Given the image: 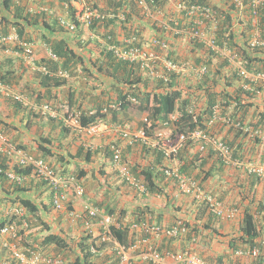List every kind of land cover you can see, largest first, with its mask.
Segmentation results:
<instances>
[{"label": "crops", "instance_id": "1", "mask_svg": "<svg viewBox=\"0 0 264 264\" xmlns=\"http://www.w3.org/2000/svg\"><path fill=\"white\" fill-rule=\"evenodd\" d=\"M209 1L212 5H222V3L226 5L225 0ZM95 2L101 9L109 8V2L107 3L105 0H95ZM24 5L27 8L25 3ZM54 7L57 9V13H63L61 4L54 3ZM112 8L118 7L114 6ZM139 13L141 17L135 22L136 26H129V29H136L140 32V34H136V36L142 47L150 48L152 47L153 38L162 37L170 42L171 56L174 59L183 60L181 62L190 63L192 66L195 65L194 54L190 52L191 49L195 47V44L177 35L175 33L176 29L166 28V25H170L174 28L177 25L182 26L181 23L184 21L181 12L178 11L172 3H163L161 9L154 12V17H146L142 15V12ZM58 26L57 24V27ZM95 26V29H92V27H79L74 33L62 27V31L57 29L55 32H51L50 29L39 27L38 32L48 30V36L57 39H66L68 45L74 49L77 54L83 55L85 65L92 68L94 67L93 63H95L97 59H103V50L105 47L108 49L105 44L106 42L102 43L98 38L99 34L105 33L104 25L96 23ZM108 29V31L112 30L114 32L115 40L120 44L122 43V39L128 36L126 34L128 27L121 28L120 25L117 26L114 24L111 27L109 26ZM30 32L32 33V37H34L32 41L34 42V50L39 61L41 59H49L46 42L42 36L39 35L40 32L38 34L32 32V30ZM240 42L238 43L240 44ZM236 46H238L237 43ZM6 47L9 49L8 51L6 48H0V73L3 69L1 68L2 64L7 60L16 69V75L13 76L16 77L15 80L17 82H14L13 85L18 89L23 87L19 90L24 91L26 94L30 90H40L41 88L38 84L39 78L33 75V71L28 66L26 67L22 50L14 45H8ZM196 55H200L202 58L200 50H198ZM214 60V63H217V59L214 58ZM8 66L10 67L9 64ZM82 68L83 66L80 65L74 69L72 75H68V84L57 89L56 92L59 96L63 97L65 102V94L69 92V90H74L82 86L80 92H77L78 98L82 97L86 108L95 107L96 105L94 104H96L97 101L96 97H99L98 95L102 90L108 92L112 87V83L105 75L95 74L97 78L86 77ZM59 70L68 71L61 67L52 71L54 74L58 75ZM74 71H76V73ZM69 74L71 73L69 72ZM185 75L186 76L179 78V82L183 85H188L191 82H201V79L197 78L195 74L191 75L190 72H187ZM226 75L228 74H225V76ZM212 77L214 76L211 75V78ZM231 79L235 86L242 85L241 80H235V78ZM256 84L263 85L262 83ZM252 91L255 92L254 90ZM28 96L34 101L30 102V107H36L45 102L51 103L54 107L57 101L53 98L48 100L46 97L37 100L32 98L30 94ZM263 97V92L260 93L257 91L255 95L256 100L251 107L252 109H250L252 114H246V118L243 120L245 123H249L253 114L258 112L257 107L259 111L263 109ZM101 100L103 99H98V101ZM56 104L60 106L59 103ZM215 108H217L218 112H222L219 104H216ZM232 111L234 112V108L228 109L227 116H229ZM240 114L241 112H239L237 116H241ZM138 118L139 116H136L135 120L130 121L132 129H137L141 124ZM58 123V120H49L37 113L36 108L31 110L29 107L20 108L15 105L4 95L0 86V130L11 139L12 143L28 154H32L36 157H43L39 143L43 137L48 135H55L59 138L61 142L58 140L54 141L51 148H53L55 153L62 154L66 158L75 154L77 143H83L84 147L91 148L95 151L105 145L115 142L117 139H120L121 146L119 145V147L121 149L129 144L128 139L122 137L117 129H112L113 126H111V124L104 126L101 133L98 135L91 136L87 133H80V137L76 139L73 135L62 139V134L58 135ZM211 130L218 138L224 139L227 132L230 130V126L226 124L217 127L213 126ZM141 145L142 144L138 143V146ZM68 146H70V150L67 149ZM138 146H134L136 152H138ZM203 147L206 149L204 151V154H206V158H204L206 163L202 167H197L195 173H198V176H200L199 181L203 187L220 200L225 212L234 210V214L231 217H217L211 214L205 203L197 201L192 195L181 192L178 183L168 178V180H165L162 184L160 193L144 194L140 192L136 187L124 181L118 166L112 160V155L106 156L105 153L99 150L98 153L96 152L97 154H95L93 162L89 164L82 163L86 173L80 178L76 174L79 182L84 187V195L82 197H77L69 190L66 201L67 208L74 209L76 212L80 213H84V206L86 204H93L100 209L97 218L92 219L90 227L85 225V220L83 218L77 220L69 217L66 207L62 209L54 208L51 200V190H48L49 188L43 181L37 178L35 180L31 178L27 180L30 181L29 183H26V181L21 185L22 187L29 185L30 189L29 191L25 190L26 192L22 193V195L32 199L33 202L40 207V211L37 213V216L25 218L20 225L18 223L17 227L19 228V226H21V228L24 229L22 238L21 236H17V238L6 237V240L11 243L15 242L20 250L27 252L28 255H31L32 252H36L43 256L54 257L56 259H61L62 257L65 259V264H71L80 257V255L82 256L81 241H86L83 247L90 246V251L94 250L92 249V246H94L93 242L100 244L106 243L105 247L100 248L97 252L92 251V253L95 254L92 256V262L94 264H129L128 261H123L121 259L119 251L121 246L125 245L124 243L119 242L114 236L112 238L110 237V239L102 240V238L106 236V233H109L108 231H110L109 229L111 227L117 230L127 231V242L130 243V245L126 244L125 246H127L126 252L130 259V264H151L144 261L141 256L149 245H152L155 249L164 253H178L183 250L191 249L198 253L207 264H254L255 258L252 256L238 255L236 250L231 247V241L243 234L241 224L246 209L249 207L254 212L257 204L263 199L264 178H260L259 182H257L255 180L256 175H251L247 172L246 164L241 166L222 165L219 159L217 161L216 156L210 157V155H208L209 146H207V148L197 143L188 144L183 149L185 150L184 154L187 155L188 159H192ZM149 150L151 151V149ZM135 155V152L133 154H128V161H126V163L131 162L133 165L136 162L134 160H137L144 166H149L152 163L155 164L154 160L156 154L153 153V150L149 154ZM253 158H256V156L253 155ZM47 161L53 168L59 169V171H61L64 166L58 159L54 160L53 157L47 158ZM166 163L176 166L179 165V160L178 158H172L166 161ZM74 167V163L70 164L68 166L70 170L67 174L75 175L72 171ZM204 176H207V178H204ZM136 177H138L140 181L146 182L144 175ZM44 206H47L48 209ZM139 207H141V209H143V207H148L149 210L145 212L141 210L136 211ZM1 208L6 210L9 208V205H2ZM25 214L28 215V213ZM255 215L257 222L264 223V215L260 213H255ZM16 220L20 219L17 218ZM145 221H147V223H144ZM179 222H183L188 230L177 237H170L164 232H157L151 229V227L156 226L166 229ZM49 235L61 237L64 239V243L60 245L54 241L46 242L45 239ZM143 239H147V241L143 242ZM26 241H30L29 245L26 244ZM259 242L263 249V251L261 250V253H263L262 256H264V236H262ZM166 261L167 264H179L171 257H166ZM0 264L27 263L15 261L11 250L4 247L0 241ZM40 264L47 263L41 262Z\"/></svg>", "mask_w": 264, "mask_h": 264}, {"label": "trees", "instance_id": "2", "mask_svg": "<svg viewBox=\"0 0 264 264\" xmlns=\"http://www.w3.org/2000/svg\"><path fill=\"white\" fill-rule=\"evenodd\" d=\"M190 2L204 4L206 6L212 5L209 0H190ZM24 3L26 4L27 2H19L16 0H0V34L6 33L11 27H15L22 37L32 40L34 37H32V33L30 31L32 30V32L37 34L40 32L39 35L42 36L46 44L58 56V60L49 58L44 60L41 59L39 61V63H45L50 71L57 70L59 67H61L68 70L72 75V71L78 66L82 65V70L86 77L89 76L92 78H97V75L99 74L105 75L111 80L112 87L108 90V92L102 90L98 95L99 97H96L97 101L96 104H94L96 106L86 108L84 106V100H82V97L78 98L79 96H77V92H80L82 86L80 88H75L74 90H69V92L65 94L66 101L64 102L63 97L59 96L56 90L66 86L68 84V79H62L55 74L52 75L53 71L48 75H44L40 71H33V75L39 78L38 84L41 89L36 91L30 90L27 94H30L32 98L37 100L42 97H46L48 100L51 98L54 100L56 99V103H59L60 106L55 103V108L58 107L65 114L68 113V115L73 110L80 111L79 121L81 127L83 128L89 126L90 124L96 123L99 120H105L107 121V124H111L114 129H117L120 126H124L125 123L135 120L136 116H139L138 119L140 122L143 115L148 114L151 120L148 130L152 133V131L158 126L159 122L166 121L169 118V115L174 113L178 108L182 111L183 117L179 127L175 129V133L179 131H186V128L188 127H197V125L206 128L205 123L207 118L215 115L216 104H219L223 115L228 114V109L230 110L231 108H234V112H230V115L228 116L229 119L233 120L235 123L246 124L243 120H245L246 114L250 115L251 113L250 109H252L251 107L254 105L256 100L255 95L257 91L260 93L263 92L264 95V84H256L257 87L255 92L246 90L243 85L235 86L231 78H235V80H241V78L237 77V75L240 74L238 70H236L234 66L228 61V58L221 55L220 53H216V51L211 47L196 41L192 42L195 44V47H193L190 51L194 54L195 65L193 66L198 67L200 64L204 63V65H206L208 68L207 73L203 78H201V82L199 83L191 82L188 85H183L179 82V78L175 74H171L168 81L156 76L152 77L150 76L151 74L145 69L144 71L139 64L119 59L114 55L113 52L106 49V47L103 50V59H97L96 62L93 63L94 67L91 68L85 65L83 55L77 54V52L68 45L66 39H57L47 35V31L49 29L51 32H55L57 29L60 31L63 30L61 27H57V22L53 18H46L45 15L39 16L27 12ZM114 6L124 9L127 13V22L126 25L123 26L128 27L126 34L128 36L140 34V32L136 29H129V26L135 27V22H137L141 17L139 13L141 12V9L138 7L137 0L109 2L108 9H112ZM151 6L154 9V4ZM231 10L232 9H228L225 11L222 10V8H219L218 10V14L224 12L226 15V19L224 18L223 20L220 19L218 21L217 31H215V38L218 45L223 46V43L226 42L231 49L237 52L238 58L246 62L245 64L249 71L263 72L264 47L253 48L247 45L236 46L234 31L229 29L232 19ZM184 20L187 21L186 19ZM181 24L185 26L184 23ZM94 26L95 25L92 26V29H95L96 26ZM107 26L108 23L104 26L105 33L102 34V36L106 38L108 35H110L111 39L108 40V38H106L107 42L114 41L120 44L115 40L114 32L112 30L108 31L109 29ZM39 27L46 28L48 30L43 31L41 29L42 31L38 32ZM240 33L242 34L243 31H240ZM132 44L140 45L136 42ZM121 45H124V42H122ZM198 50H200L202 58L200 55H196ZM214 58L217 59V63H214ZM177 61L181 62L183 60ZM7 63L10 65V67ZM1 68H3L0 73L1 82L10 85L14 82H17L15 80L16 77L13 76L16 75V69L11 63L6 60L5 63L2 64ZM74 72L76 73V71ZM225 74L228 75L225 76ZM211 75L214 77L211 78ZM99 98H102L103 100L98 101ZM133 98H135V100H133ZM110 102H115L118 104V106L110 108L107 113L102 111L101 108L105 105H108ZM13 103L20 108L27 107L26 105H23L22 102L14 101ZM199 103L204 104L203 107L200 106L201 109L199 108ZM187 106H194L197 111L201 110V113H199L198 116V123H194L193 117L188 112H186L185 108ZM28 107L31 110H34L32 107ZM257 111L258 112L253 114L248 125L256 128H264V106L261 111H259L257 107ZM239 112H241V116L238 117L237 115ZM58 121L59 123L57 124V127L59 128L60 133H58V135L62 134V139L70 135H73L75 139L80 137V129L78 130V128L76 129L74 127L68 126L65 121ZM217 126L220 125L217 124ZM57 140L61 142L55 135H48L42 138L41 142L39 143L42 156L46 160L49 157H53L54 160L58 159V161L64 164L61 171H59V169L57 170L53 168L55 172H58L63 176L70 175L67 174V172L70 170L68 166L74 163L75 167L72 171L77 174L79 178L86 173L82 163L89 164L93 162V158L95 154L99 152V150L105 153L106 156H113L112 146L116 145L117 148H120L119 145L121 146L119 141L120 139H117L115 142L105 145L96 151L91 148L84 147L83 143H77V150L75 154L66 158L62 154L55 153L53 148H51L54 141ZM224 140L227 142L228 146L232 148V158L239 160H254L255 162L264 161V141L262 139L257 137L252 138L248 133H244L240 128L230 126V130L227 132ZM135 145L138 146V144L134 143L128 144L126 147H122V149L120 148L122 150V160L124 162L128 161V154H133L135 152V156H138L142 154H149L152 151L147 149L145 145H141L137 147L138 152H136L134 149ZM67 149L70 150V146H68ZM205 150L206 149L203 147L192 157V159H188L187 155L184 154L185 150H182L173 156L178 158L181 171L199 179L200 176H198V173H195V169L205 165ZM208 151V155H210V157L216 156L215 152L211 149ZM153 153L156 154L154 162L157 165L152 163L149 166H144L137 160H134L136 162L133 165L131 162L126 163L132 174L135 176L144 175L149 189L148 192L152 194L160 193L162 184L165 182V180H168L161 170L167 164L165 155L158 149H153ZM253 155H255L256 158H253ZM9 168L10 166L8 161L0 153V226L8 224V221H10L9 216L5 213V210L1 208L2 205L8 204L10 208L14 206L23 207L25 209V213H28V215L24 213V215L19 218L20 220H17L19 225L23 223L22 221H24L25 218L37 216V213L40 211V207L35 204L32 199L22 195V193L30 190L29 185L22 187L21 185L10 181L6 176L5 172ZM14 168L17 172H24L26 174L30 173L29 168L25 170L20 169L18 166H14ZM204 178H207V176H204ZM255 180L259 182L260 177L256 176ZM29 182L30 181H27L26 183ZM43 182L49 188L48 190H51L50 194L53 195V189L51 188L52 186H50L47 181ZM44 207L48 209L47 206ZM138 210L145 212L148 211L149 208L143 207V209H141V207H139L136 209V211ZM255 213L264 215V197L257 204L254 212L249 207L246 209L241 224V230L243 234L237 239H233L231 241V247H233L236 251L242 248L247 250L255 247H258L263 251L262 245L259 241L262 239V236H264V223L257 222ZM144 223H147V221ZM111 231L119 242L124 243L125 245H130V243L127 242L126 230H117L116 228H111ZM22 233H24V229L19 226L17 234L18 236H21V238L23 236ZM45 241H54L60 245L64 243V239L57 235H49ZM26 242V244L29 245L30 241ZM85 242L86 241L80 242L82 256L80 255V257H78L71 264H94L92 262V256L95 254L92 253V250L90 251V246L83 247ZM93 244L94 246H92V248L95 250V252L106 245V243L100 244L96 242H93ZM262 254L263 253H260L259 256L255 258L254 264H264V256H262Z\"/></svg>", "mask_w": 264, "mask_h": 264}, {"label": "built area", "instance_id": "3", "mask_svg": "<svg viewBox=\"0 0 264 264\" xmlns=\"http://www.w3.org/2000/svg\"><path fill=\"white\" fill-rule=\"evenodd\" d=\"M26 3V11L39 16H46L53 18L59 27L66 29L74 33L79 27L91 28L93 25L108 23V27L120 25L121 28L126 25L127 13L124 9L118 7L116 9H101L98 4H95V0H16ZM108 2H121L122 0H105ZM172 3L178 11L181 12V16L187 21H183L185 26L171 27L166 25V28L176 29L175 33L189 42H201L208 47H211L216 53L228 58V61L238 70L243 87L246 90H256V83L264 84V71L252 72L246 67V62L238 58L236 51L231 49L226 42L223 46H219L215 38V31H217L218 21L220 19H226L225 13L218 14L219 8L222 10L232 9L231 26L235 34V43L242 46H250L253 48L264 47V0H225L226 5H209L199 3H191L190 0H137L139 9H141L142 15L146 17H154V12L159 11L163 3ZM54 3L61 4L63 7V13H57V9L54 7ZM154 4V9L152 8ZM97 5V6H96ZM226 6V7H225ZM182 18V19H183ZM178 20V19H177ZM113 21V22H110ZM178 24V23H177ZM240 31H243L241 34ZM238 32V33H237ZM237 33V34H236ZM98 38L102 43H105L108 50L113 52L119 59L134 62L140 65L144 70H147L151 76H156L165 81L169 80L171 74H175L178 78L186 76L187 72L194 75L197 78H202L208 71L206 65H199L198 67L192 66L190 63L179 62L171 56V44L164 38L155 37L152 40V47L144 48L141 45H133L132 43L138 42V38L135 34L126 36L122 39L124 45L117 44L114 41L107 42L106 38L111 39L108 35L106 38L102 34L98 35ZM241 41V42H240ZM240 42V44L238 43ZM34 42L32 40L25 39L20 35L15 27H11L6 33L0 34V47L14 45L22 50L24 62L26 66H29L33 70L40 71L41 73L48 74L49 68L45 64H39L37 61V55L34 50ZM48 55L51 59L58 60V56L50 49L46 44ZM9 50L8 48L6 49ZM144 70V71H145ZM192 71V72H191ZM58 75L62 77H68L69 73L65 70H59ZM2 92L6 96H10L13 100L28 103L25 95L19 92H14L7 86L0 84ZM133 100H135L133 98ZM203 107V103H199ZM112 108L118 106V104H111ZM37 112H40L44 116L52 118L58 117L59 113L52 107V104L45 102L35 107ZM186 112L193 117V122L198 123V116L201 110L197 111L194 106H187ZM201 109V108H200ZM107 107L103 109L106 111ZM183 113L179 108L169 115L166 121H161L152 133L148 130L150 126V118L148 114H144L141 119V124L137 129H132L131 122L125 123L124 126L117 128L119 134L128 139L129 144L140 143L148 146L150 149L160 150L165 157L171 158L174 154L179 152L186 145L197 143L205 146H209L216 151L226 164H232L241 166L246 164V170L249 174H254L258 177L264 178V162L255 163L253 161L244 163L239 159L232 158V148L223 140L218 138L217 135L211 132L210 128L217 127V124L223 126L224 124L229 126H235L240 128L244 133H248L252 138H260L264 141V128L253 127L246 124L235 123L230 120L227 115H223L222 112H218L215 108V115L208 117L206 121V128L197 125V127H188L186 131H179L175 133V129L179 127ZM80 111H71L66 117V124L74 128H82L80 121ZM220 123V124H219ZM104 127L103 122L91 124L85 128V131L89 135L98 134ZM121 128V129H120ZM177 131V130H176ZM175 135V136H174ZM174 138H173V137ZM113 150V162L118 166V169L123 179L133 187H136L139 191L146 192L147 186L144 182L140 181L138 177L134 176L128 168L126 162L122 160V150L117 148L116 145L112 146ZM0 153L5 157L11 167L17 164L24 170L29 168L30 173L17 172L14 168L6 170V176L10 181L23 185L28 179L37 178L47 181L53 189V205L57 209H62L66 205L68 198V191L71 190L77 197L84 195V187L74 176H63L55 172L49 165V163L42 157H36L32 154H28L22 149L18 148L14 143H10L8 137L0 130ZM164 174L167 177H172L179 182V186L183 192L194 194L196 199L205 201L208 203L210 212L218 217H231L234 214V210L225 212L222 207V203L218 201L213 195L205 193L198 181L182 174L178 168L166 167L164 168ZM86 210L87 219L96 217L99 214V209L93 204H86L84 206ZM84 210V211H85ZM6 214L12 221L10 224L0 227V241L4 247L10 248L14 257L27 264H40L41 262L47 264L62 263L60 259H54L53 257L43 256L39 253L32 252L29 257L25 253L19 251L15 244L9 243L5 240L6 236L17 237V220L21 218L25 209L23 207H12L5 210ZM69 217L78 218L84 217L83 213L76 212L75 210L67 211ZM85 219L87 225L89 221ZM26 223V222H25ZM154 231H158L159 228L152 227ZM180 230L185 231L186 228L174 227L167 230L169 236H176ZM106 233V236L102 240L112 238L110 231ZM147 239H143L146 242ZM120 255L123 261L130 259L126 252V247L121 246ZM95 252V251H94ZM260 253L258 247L240 250L239 255H249L256 257ZM142 259L151 264H167L166 257H171L177 263L180 264H205L203 259L192 251H182L179 253L166 252L163 253L155 249L152 245H149L145 251L141 254Z\"/></svg>", "mask_w": 264, "mask_h": 264}, {"label": "clouds", "instance_id": "4", "mask_svg": "<svg viewBox=\"0 0 264 264\" xmlns=\"http://www.w3.org/2000/svg\"><path fill=\"white\" fill-rule=\"evenodd\" d=\"M3 34V33H2ZM6 46H4V48H5ZM1 48V47H0ZM1 49H3V48H1ZM7 49V48H6ZM37 63H39V61H37ZM39 64H45V63H39ZM46 65V64H45ZM201 65H204V64H201ZM47 66V65H46ZM27 67V66H26ZM29 67V66H28ZM30 68V67H29ZM32 71H36V70H33L32 68H30ZM50 72H52V71H50V69H49V73ZM68 72V71H67ZM48 73V74H49ZM69 73V72H68ZM42 74H44V73H42ZM48 74H44V75H48ZM54 73H52V75H53ZM56 75V74H55ZM69 75H71V74H69ZM56 76H58V77H61L62 79H65V78H68V77H62V76H60V75H56ZM151 76V75H150ZM153 77V76H152ZM0 84H2V85H4V86H7L9 89H12V91H14V92H19V93H22V94H24L25 95V97H26V99L28 100V103H26V104H23V105H26L27 107L28 106H30V102H34V101H32L31 99H30V97L24 92V91H22V90H19V89H22L23 87H21V88H17L15 85H13V84H8V85H6V84H4L3 82H1L0 81ZM5 95V94H4ZM6 97H8L12 102H14L15 100H13L10 96H6ZM135 99V98H134ZM16 102V101H15ZM113 103H115V102H110L108 105H105L104 107H102L101 109H102V111H103V109L105 108V107H107V110L106 111H104V112H106L107 113V111L110 109V108H112L110 105L111 104H113ZM115 104H117V103H115ZM52 107H53V105H52ZM33 109L35 108V107H32ZM58 113H59V116L58 117H55V118H52V117H49V116H44L46 119H54V120H62V121H66L65 119H66V117H68V113L67 114H65L61 109H59L58 107H56L55 108V106L53 107ZM37 113H39V114H41L40 112H37ZM42 115V114H41ZM98 122H103V124H104V126H108L109 124H107V121H105V120H99ZM98 122H96V123H98ZM93 124H95V123H93ZM91 125V124H90ZM88 127V126H87ZM85 128L86 127H82V128H78V130L80 129V131H81V133H87L86 131H85ZM77 129V128H76ZM103 129V128H102ZM112 129H114V128H112ZM2 131V130H1ZM3 132V131H2ZM4 133V132H3ZM101 133V131L98 133V134H100ZM5 134V133H4ZM88 134V133H87ZM98 134H95V135H98ZM6 135V134H5ZM7 136V135H6ZM92 136H94V135H92ZM8 137V136H7ZM173 137V136H172ZM174 138V137H173ZM8 139H9V141H10V143H12V141H11V139L8 137ZM224 140V139H223ZM225 141V140H224ZM226 142V141H225ZM227 143V142H226ZM136 144H138V143H136ZM140 144V143H139ZM146 146V145H145ZM205 146V145H204ZM18 147V146H17ZM207 147V146H206ZM19 148V147H18ZM147 148H149L148 146H147ZM185 147H183L179 152H181L183 149H184ZM21 149V148H20ZM150 149V148H149ZM211 149V148H210ZM23 150V149H22ZM151 150H153V149H151ZM211 150H213V149H211ZM24 151V150H23ZM214 151V150H213ZM215 152V154H216V156H217V159H219V161L221 162V164L222 165H232V164H226L224 161H223V159H222V157L216 152V151H214ZM178 153V152H177ZM176 155V154H175ZM43 158V157H42ZM112 158H113V156H112ZM172 158H175V156H172L171 158H167V157H165V159H166V161H168V160H171ZM47 161V160H46ZM240 161H243L244 163H247L246 161H249V160H246V159H242V160H240ZM48 162V161H47ZM249 162H251V161H249ZM254 162V161H253ZM264 162V161H263ZM49 163V162H48ZM255 163H261V162H255ZM49 165H50V167L53 169V166L49 163ZM9 166H10V168H14V166H18L17 164H14L12 167H11V165L9 164ZM19 167V166H18ZM166 167H171V168H178L179 169V171L182 173V174H185V175H187V176H189V177H193V178H195L197 181H198V183L201 185V187H202V189L205 191V193H208V194H211V195H213L212 193H210V192H208L204 187H203V185L200 183V181H199V179L198 178H196V177H194V176H191V175H189V174H187V173H185V172H183V171H181L180 170V164L179 165H176V166H172L171 164H166V166L164 167V168H166ZM20 168V167H19ZM164 168H162L161 170H162V172H163V174H164ZM15 169V168H14ZM20 169H23V168H20ZM24 170V169H23ZM58 173V172H57ZM59 174V173H58ZM71 176H74L77 180H78V177L76 176V174L75 175H73V174H70ZM165 175V174H164ZM251 175H254V174H251ZM166 176V175H165ZM167 177V176H166ZM145 178V177H144ZM168 179H170V180H174L176 183H178V186H179V182L176 180V179H174V178H172V177H167ZM261 178V177H260ZM34 180L36 179V178H33ZM40 180V179H39ZM40 181H44V180H40ZM125 181V180H124ZM78 182H79V180H78ZM126 182V181H125ZM80 183V182H79ZM126 183H128V182H126ZM144 183L146 184V186H147V191L146 192H142V191H140V192H142V193H144V194H147V193H149L148 192V185H147V181L145 182L144 181ZM83 186V185H82ZM179 189H180V191L181 192H183L182 190H181V188H180V186H179ZM184 194H188V195H192L195 199H196V197H195V195L194 194H191V193H187V192H183ZM214 196V195H213ZM218 201H220L216 196H214ZM52 204H53V195H52ZM197 201H200V202H203V203H205L206 205H207V208H208V210H209V212H210V209H209V206H208V203L207 202H205V201H202V200H199V199H196ZM54 206V205H53ZM13 207V206H12ZM64 207H66L67 208V206L65 205ZM97 207V206H96ZM54 208H56L55 206H54ZM98 208V207H97ZM57 209V208H56ZM68 210H74V209H69V208H67ZM99 209V208H98ZM67 210V211H68ZM85 210V209H84ZM86 210L84 211V217H81V218H83L84 220L85 219H87V217H86ZM99 212H100V209H99ZM211 213V212H210ZM211 214H213V213H211ZM99 215V214H98ZM97 215V216H98ZM97 216L96 217H92V218H89V219H87V221H89V224L87 225V223L85 222V225L87 226V227H90L91 226V224H92V219H95V218H97ZM218 217V216H217ZM17 218V217H16ZM10 219V218H9ZM73 219V218H72ZM74 219H80V217H78V218H74ZM9 223L8 224H10L12 221L10 220V221H8ZM5 225H7V224H5ZM4 226V225H3ZM17 226H18V224H17ZM1 227V226H0ZM159 228V230L157 231V232H164L166 235H168L167 234V230H171V229H173L174 227H179L180 229H182V227H185L186 228V230L185 231H182V230H180V232L176 235V236H173V237H177V236H179V235H181V234H183V233H185L187 230H188V228H187V226L183 223V222H179V223H177V224H175V225H173V226H171L170 228H166V229H162L160 226H156L155 228ZM152 228V227H151ZM148 229V228H147ZM17 230H18V227H17ZM110 233L112 234V231H111V227H110ZM17 236H18V234H17ZM112 236H114L113 234H112ZM169 236V235H168ZM6 237H13V236H6ZM6 237H5V240H6ZM170 237H172V236H170ZM13 238H17V237H13ZM9 243H11V242H9ZM11 244H15L17 247H18V245L15 243V242H13V243H11ZM125 246V245H124ZM125 247H127V246H125ZM10 249V248H9ZM18 249H19V251H21V252H23V253H25L26 255H28L27 254V252H24V251H22V250H20V248L18 247ZM93 249V248H92ZM11 250V249H10ZM158 250V249H157ZM188 251H192V252H194V253H196L195 251H193V250H191V249H187ZM240 250H246V249H244V248H242V249H239V250H237L236 251V253L238 254V251H240ZM248 250V249H247ZM260 250V249H259ZM92 251H95V250H92ZM160 251V250H159ZM183 251H185V250H183ZM11 252H12V250H11ZM162 252V251H161ZM182 252V251H181ZM164 253V252H163ZM179 253V252H178ZM260 253H261V250H260ZM259 253V254H260ZM12 254H13V252H12ZM196 254H198V253H196ZM259 254L257 255V256H259ZM199 255V254H198ZM239 255V254H238ZM29 257L31 256V255H28ZM200 256V255H199ZM241 256H249V255H241ZM256 256V257H257ZM201 257V256H200ZM256 257H254V258H256ZM54 258V257H53ZM202 258V257H201ZM13 259L15 260V261H19V262H21V263H25V262H22V261H20V260H18L16 257H14V255H13ZM54 259H56V258H54ZM59 259V258H58ZM203 259V258H202ZM61 261H62V263L63 264H65V259L64 258H62L61 257V259H60ZM203 261H204V263L205 264H207L206 262H205V260L203 259ZM68 264H70V263H68ZM180 264V263H179Z\"/></svg>", "mask_w": 264, "mask_h": 264}]
</instances>
